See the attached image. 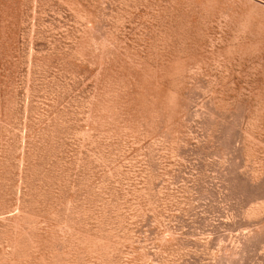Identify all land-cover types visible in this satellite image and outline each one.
<instances>
[{
	"label": "rangeland",
	"instance_id": "obj_1",
	"mask_svg": "<svg viewBox=\"0 0 264 264\" xmlns=\"http://www.w3.org/2000/svg\"><path fill=\"white\" fill-rule=\"evenodd\" d=\"M0 264H264V0H0Z\"/></svg>",
	"mask_w": 264,
	"mask_h": 264
}]
</instances>
